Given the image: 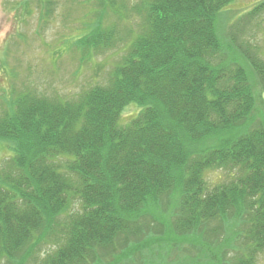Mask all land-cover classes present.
Wrapping results in <instances>:
<instances>
[{
    "label": "trees",
    "instance_id": "obj_1",
    "mask_svg": "<svg viewBox=\"0 0 264 264\" xmlns=\"http://www.w3.org/2000/svg\"><path fill=\"white\" fill-rule=\"evenodd\" d=\"M234 1H135L140 26L126 38L103 21L107 8L130 20L124 2L98 0L76 46L90 60L122 49L107 83L72 99L27 89L6 100L0 264H156L162 252L195 249L187 259L201 264H257L264 119H256L255 85L264 93V57L235 36L264 19V0L233 23L226 47L218 17ZM37 3L47 19L53 1ZM232 47L251 69L228 58ZM131 105L138 112L121 124ZM218 170L233 176L210 186L206 172ZM158 210L172 212L161 218ZM212 222L217 228L208 229ZM240 240L251 248L226 258ZM43 245L49 250L37 262Z\"/></svg>",
    "mask_w": 264,
    "mask_h": 264
},
{
    "label": "rangeland",
    "instance_id": "obj_2",
    "mask_svg": "<svg viewBox=\"0 0 264 264\" xmlns=\"http://www.w3.org/2000/svg\"><path fill=\"white\" fill-rule=\"evenodd\" d=\"M52 1L54 3L53 12L46 19L41 15L42 7L37 3V0H0V115L6 100H11L14 94L17 95L27 89L48 96L72 99L97 84H106L108 73L110 74L122 59L121 48L102 52L92 60L90 58L83 59V50L77 47L78 45L76 46L77 41L90 32L88 26L93 21L95 13L100 10L98 0ZM135 1L138 0H120V3L124 2L125 8L127 7V15L131 17L130 20H122L120 17L119 14L124 10L115 14L116 12L107 8L108 14L107 18L103 20L104 25L115 24L121 36L126 38H129L130 35L134 36L140 26V19L137 18L135 12L133 14L137 6ZM261 1L263 0H236L224 9L218 17L217 25L223 45L231 46V34L235 30L234 22ZM244 28L238 35L236 34L237 42H249L259 50L256 51V48L254 52L264 57V19L244 25ZM121 43L125 44L123 37ZM233 51L236 50L233 48ZM226 55L231 59L237 55V60L251 69L245 60L239 57L238 52L226 51ZM252 74L254 73L252 72ZM255 92L258 101L256 119L260 122L264 119V93L259 82L255 85ZM137 112L138 108L134 105L127 107L121 116L120 123H128ZM8 155L5 147L0 148V164ZM230 174L225 170H218L208 171L205 176L209 185L215 186L230 179L233 173L231 176ZM175 203L176 201H174ZM165 206L166 204L163 205V207ZM170 212L172 210H169L168 213L158 210L161 218L169 216ZM215 223L212 222L208 229L217 228L218 223ZM224 236L223 234L220 238L221 241ZM209 240L215 241V238L211 236ZM243 242L242 240L236 242L237 250L228 251L225 254L226 258L245 254L251 246H247ZM215 246L212 249L213 254L220 259L221 255L216 251ZM47 250H49L48 246L41 247V253L39 252L37 255V262L45 257ZM197 252L195 249L187 256L177 250L166 255L162 252V258L159 255L154 261L158 264H201V260L187 259L196 257ZM202 256L203 259L207 257L206 253ZM29 264L34 263L31 261ZM257 264H264V251L258 254Z\"/></svg>",
    "mask_w": 264,
    "mask_h": 264
}]
</instances>
